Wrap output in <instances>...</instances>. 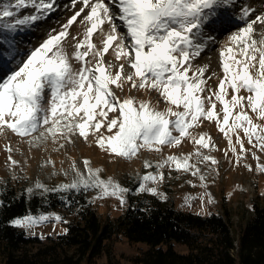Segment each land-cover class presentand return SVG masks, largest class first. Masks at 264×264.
I'll list each match as a JSON object with an SVG mask.
<instances>
[{"label": "snow or ice", "instance_id": "1", "mask_svg": "<svg viewBox=\"0 0 264 264\" xmlns=\"http://www.w3.org/2000/svg\"><path fill=\"white\" fill-rule=\"evenodd\" d=\"M77 2L83 5L79 11L15 67L8 64L5 71L0 57V134L10 131L35 147L49 140L73 143V137L88 141L91 136L101 150L127 160L142 149L159 153L165 146H179L190 139L197 146L194 152L168 155L155 164V173L140 177L136 191L153 195L157 189L147 185L162 181L160 170L165 167L199 175L203 182L205 176L197 164L218 163L202 151L215 149L212 137L190 131L203 121L215 122L228 143L225 156L231 151L237 163L251 151L245 149L244 138L252 149L264 152V123L255 122L264 121V9L257 11L237 0H73V6ZM54 3L0 0V35L44 19L54 10ZM23 9L32 11L21 18ZM85 9L88 11L80 20L83 32L73 36L69 29ZM225 30L230 34L219 50L223 75L217 77L215 86L209 85L211 77L205 78L209 66H194L192 61L214 43V33ZM110 49L119 63L106 59ZM125 84H130L129 91L155 92L167 106L161 110L135 96L122 98L117 90L123 92ZM109 113L116 115L109 117ZM5 151L14 166L17 162L12 160L11 146L5 145ZM193 156L196 163H190ZM252 157L257 160L256 171L264 173V163L255 151ZM83 164L87 175L73 161L74 179L57 190L95 188L101 197H116L124 203L123 194L129 189L111 178L102 179L101 169H92L90 161ZM245 166L251 170L250 165ZM151 167L146 160L144 168ZM43 187L36 184V188ZM48 219L46 215H25L11 223L31 228Z\"/></svg>", "mask_w": 264, "mask_h": 264}, {"label": "rangeland", "instance_id": "2", "mask_svg": "<svg viewBox=\"0 0 264 264\" xmlns=\"http://www.w3.org/2000/svg\"><path fill=\"white\" fill-rule=\"evenodd\" d=\"M105 3H107L105 1ZM24 10V9H23ZM21 12L22 15L25 13ZM73 15V14H72ZM72 15L60 17L58 25L52 26L54 29H61L64 24L71 18ZM85 15V14H84ZM81 15L77 17V21L69 29V32L73 36H78L83 32V25L80 23ZM63 18V19H61ZM14 22V21H13ZM3 21H0L2 25ZM21 26H18L19 29ZM107 27V26H105ZM48 31V30H47ZM51 31H49L50 33ZM12 34L15 32H11ZM11 33L5 30L3 35H0V44L3 48L0 49V57L5 62V71L8 70V64L11 67H15L21 60L20 57H25L27 52H30L35 47L47 38L49 33H41L38 37L29 34L30 39L26 40L24 46L26 51L21 54H16L15 59L9 60L10 53H17L18 49L15 45L11 48L9 40L5 41V37ZM230 33H224L218 40H220L217 48L220 50ZM258 35V34H257ZM94 43L99 42L95 39ZM72 51L71 48L68 49ZM112 50H109V54L106 59L115 61L114 56L111 55ZM76 62L73 61V64ZM193 65H199L195 60L192 61ZM115 71V69H114ZM215 73V75H213ZM191 74V73H190ZM221 66L209 73H205V78L211 77L208 81L209 85L215 86L218 83L217 77H222ZM130 84L124 85V91L117 90V95L123 97L135 96L138 100L150 101L153 106L163 110L167 105L163 101V98H159L155 92L137 91L136 89H130ZM231 90L229 89V92ZM230 99V96L228 97ZM214 99V97H213ZM159 101V102H158ZM219 103H217V110L220 109ZM116 115L115 113H109V117ZM253 119L255 120V116ZM257 123H264V121H255ZM194 135L198 133H208L213 142L215 143V149L209 151V149H202L205 154L215 157L218 161L217 164L212 165L210 162L199 163L197 167L200 169V174L205 176L202 182L199 175H192L191 172L175 171L173 168L165 167L160 171L164 174V179L159 183H148V187H155L157 189V196L161 198H169L173 200V203L177 209L192 211L197 214L205 215L209 213H224L225 209H230L233 213L232 219L237 221L238 212L246 213L245 211H251L252 202H264V173L256 171L257 160L253 159L252 151L256 152V155L260 157V163H264V152H260L256 149H252V146L248 144L247 139L244 138L245 149H251L243 154V157L237 163L236 155L231 151H228L225 156V151L228 149L227 140L224 138L223 133L219 132L215 122L203 121L198 127H194L190 130ZM243 138V132H240ZM27 138L21 140V138L15 136L10 131L5 134H0V184L6 181L14 183L16 185H24L28 192V189H32L28 194H44L45 192L58 188L60 185L72 182L75 177V173L71 168L73 161H75L77 168L87 175V170L84 168L83 161H90V167L92 169H101L99 175L102 179L108 180L111 178L114 182L119 183L122 187L129 189L127 184L129 181L135 184V190L140 183V177L148 172L155 173V164L168 155H186L192 153L195 150V146L190 139H185L179 146L167 147L165 146L162 152L141 150L138 155L131 160L119 158L114 155H109L107 152L101 150L95 143L93 137H89L88 141L83 138L73 137V143H68L63 139H60L58 143L53 144L49 140L46 144L40 147L30 146L26 142ZM233 142L235 143V135H233ZM63 144L64 147H59ZM5 145H10L12 148L11 157L17 163L13 166L9 161V153L5 151ZM237 154L240 153L239 145H236ZM51 161L49 163L48 161ZM150 161L153 167L145 169L144 162ZM190 163H196V157L193 156ZM245 165H250L251 170ZM40 183L43 188H36V184ZM89 198L92 204L96 207L97 212L102 218L115 217L122 213L127 205V193L123 194L124 203L122 204L120 199L112 196L101 197L99 195V189L89 188ZM136 193H142L136 191ZM145 193H149L146 192ZM151 194V193H149ZM211 201V202H210ZM39 217L40 215H46L48 220L43 221L31 228H21L25 230L27 234L37 235L44 239L49 235H56L64 232L66 229L65 223L67 218L62 215L60 210H51L47 212H40L36 214H27ZM25 216V215H24ZM56 216L61 219L57 221ZM22 217V216H21ZM146 247L143 243L129 242L123 236H115L111 241V254L112 259L117 264H135L133 258L140 253ZM178 250H185L183 245L177 244ZM107 256L105 254L100 255L93 264L105 263ZM0 264L4 262L0 259ZM82 264H87L83 262Z\"/></svg>", "mask_w": 264, "mask_h": 264}, {"label": "trees", "instance_id": "3", "mask_svg": "<svg viewBox=\"0 0 264 264\" xmlns=\"http://www.w3.org/2000/svg\"><path fill=\"white\" fill-rule=\"evenodd\" d=\"M127 184L124 211L102 218L83 188L30 195L22 184L1 183L0 259L4 264H93L105 254L100 264H117L111 241L123 236L146 245L135 264H264V202H252L251 211L238 212L234 222L230 209L205 215L180 210L168 197L136 193L135 184ZM51 210L67 218L65 231L54 236L42 239L11 223Z\"/></svg>", "mask_w": 264, "mask_h": 264}, {"label": "bare ground", "instance_id": "4", "mask_svg": "<svg viewBox=\"0 0 264 264\" xmlns=\"http://www.w3.org/2000/svg\"><path fill=\"white\" fill-rule=\"evenodd\" d=\"M105 1L108 3V0ZM237 3L238 4L246 3L248 5H251L257 11L264 9V0H237ZM82 6L83 5L78 2L76 6H73V0H55V3L53 5L54 10L48 13L44 19L29 25L21 26L19 29L15 30V33L13 34L11 33L9 36H7V39H5V41L9 40L10 44H12L11 48H14L16 45L18 49V54L24 53L26 51L24 42L31 38L30 37L31 35L29 36V34L32 33L33 35L38 37L41 33L42 34L49 33V31L53 32V30L58 31V29H54L52 26L58 25V23L60 22L59 20L60 17H65L67 15H72V14L74 15L77 11H79V8ZM30 11L32 10L30 9L23 10L25 15L29 14ZM87 11L88 9H85V12H82L80 16L84 15ZM32 14H36V13L33 12ZM238 14H239L238 12L235 13V15ZM117 23H119V21H117ZM234 23L242 24L243 22L234 20ZM228 27L231 28L233 31L235 30L233 25H229ZM224 33H229V32L225 30L214 33L213 35L214 43L206 47L204 52L201 53L200 57L195 59V62H198L199 65L207 64L209 66L208 71L206 73H209L214 69L220 67L219 49L217 48V46H219L220 44V40H218V38H220ZM20 59H23V57H20Z\"/></svg>", "mask_w": 264, "mask_h": 264}]
</instances>
